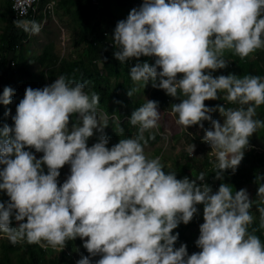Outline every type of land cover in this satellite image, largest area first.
<instances>
[{
  "label": "clouds",
  "instance_id": "1",
  "mask_svg": "<svg viewBox=\"0 0 264 264\" xmlns=\"http://www.w3.org/2000/svg\"><path fill=\"white\" fill-rule=\"evenodd\" d=\"M14 23L30 35L41 28L35 20ZM111 38L116 60L137 61L128 69L126 94L150 82L179 98L170 105L175 123L184 131L204 129L200 139L214 156V179L223 181L227 169L235 173L249 137L264 127L254 118L264 104V78L212 73L227 66L226 50L243 59L264 48V0H142L116 22ZM142 56L152 62H141ZM86 84L61 74L42 87L26 86L10 115L13 123L0 126V191L8 197L0 200V235L44 252L51 247L74 264H264V242L256 234L264 232V182L254 199L224 182L212 191V175L177 178L159 156L146 157L144 132L160 115L152 99L128 117L138 134L109 146L103 134L108 117L98 118L99 94L86 91ZM13 92L4 86L0 104L13 103ZM219 93L237 106L204 103L220 99ZM194 148L191 142L185 151L193 156ZM65 164L69 173L58 182ZM197 205L203 218L194 241L199 250L189 254L185 243L175 245L179 233L172 230L187 224ZM253 206L259 222L249 231ZM77 237L88 255L77 258L65 246Z\"/></svg>",
  "mask_w": 264,
  "mask_h": 264
},
{
  "label": "rangeland",
  "instance_id": "2",
  "mask_svg": "<svg viewBox=\"0 0 264 264\" xmlns=\"http://www.w3.org/2000/svg\"><path fill=\"white\" fill-rule=\"evenodd\" d=\"M8 1L9 0H0V54L3 55L5 54L3 48L6 43L5 39L9 28L10 26L17 27L9 12ZM48 1L52 0H43L44 3ZM53 1L56 3V19L50 20L45 27L40 28L38 33L32 35L26 34V38L23 40L25 45L24 50H22L20 44V46L16 45L14 48H11L15 57H23V62L26 68L22 69L18 66L16 59V61L12 63V67L16 71L11 78L10 84V87L14 89L13 103L9 105L1 104L2 113L0 117V126L4 123H13L10 119V115L14 113L15 104L19 102L20 98H22L26 86L39 88L45 84H50L55 79V76L52 75L50 71L52 68L56 70L62 65L70 64L72 60H80L85 69L98 78L100 85H104L105 81L98 75L97 71L102 74V67L107 63L106 68H108L107 65L112 67V72H110V69H104L110 73L107 86L109 88V93L111 92L112 98L107 105H97V115L98 118L101 119L105 116L108 117L109 124L103 129V134L109 138V146L118 142L120 138L136 136L138 134L137 127L128 122V117L134 108L144 103L145 98L152 99L158 101L157 110L160 112V115L157 121V126L144 132V136L147 139V143L144 144L145 156L148 158L159 156L161 159V156L164 155L167 159V162L163 165L164 168H166V170L168 168V170L175 171L177 178L188 176L191 179L193 178V175L198 174V169L202 168L204 165L205 167L202 168V172L206 173L207 170H211L210 166H212L214 156H209V145L202 142L200 139L204 134V129L197 125H193L189 126L187 131H184L175 123V117L170 111V105L179 102V98H173L165 94L162 89L153 88L150 82L144 88H138V91L134 93L132 97H129L126 92L127 89L132 86V81L128 76V69L134 64V62L132 63V60H130L129 65L122 64V67L120 66V68H118L116 63L120 62L114 57H108L107 54L106 57L103 56V54L101 56L99 55V51L91 48L88 49L87 43L83 42L86 38V32H84L85 22L82 20L77 7L75 5H67V0ZM141 2L142 0H135L127 6H122L118 3L114 4L113 2L112 13L110 15L107 14L104 16L102 14H97L91 19L90 22L95 28L92 29V32L87 33L88 40H90L93 33H96L98 30L101 31V29H108L112 37L116 22L125 18L129 10L133 7L139 6ZM224 57L228 61L227 66L215 70L212 73L214 76L218 74L227 75L231 72L238 76L258 75L264 78V48L256 49L243 59L226 50ZM97 59H100V61ZM152 59L153 58L151 57L145 56L139 58L141 62L148 60L150 63L152 62ZM136 62L137 61H135V63ZM94 82V80H89L86 84L87 86L85 90L95 91ZM119 85L126 88L121 89L119 88ZM222 94L223 93L218 94L220 99H210L206 100L204 103L209 106L224 103L225 107L237 106L221 99ZM161 101L164 102V105H162ZM5 109L10 110V114L7 116L5 115ZM211 115L214 119L222 120L218 111H213ZM254 118L264 120V104L256 108V116ZM203 123L205 128L210 127L208 121H204ZM149 132L152 133L151 138H149ZM189 133H191V135ZM97 135L98 133L94 132L93 136L89 138V145L95 142ZM154 137H157V140H152ZM191 142L195 145L193 156H189L185 151L186 145ZM243 151L244 155L237 165L236 170H244L246 173H255L260 170L261 173H264V127L256 129V131L249 137L248 146L245 147ZM40 155H42V153H36L37 157ZM181 166H186L185 171H179ZM225 171L231 174L230 178L238 180V183H240L239 185H236V190L243 187L248 191L251 199L255 198L257 185L251 183L244 184V180H241V178H233V173L230 169ZM59 172L60 175L57 179L63 181L69 173V168H60ZM215 180H217L219 184L222 182L219 179ZM216 189L217 188H213L212 191H215ZM0 200H3L1 193ZM197 208L199 209V212L194 214L193 218L188 222H193V224L187 226V224L180 223L181 229L176 231L181 235L184 230L186 234L185 236L194 241L199 233L198 225L203 220L202 205H197ZM250 212L253 215L252 223L257 227L259 213L255 210V206L250 209ZM15 223H13V225ZM2 240L8 241L5 236L0 235V241ZM73 240V246L74 248H77V253L74 252L76 257L79 258L81 255H88L87 251L83 248L81 241L78 242L80 238L77 237ZM176 244L180 243H175V245ZM45 250L47 260L61 258L55 249L47 247ZM192 252L193 251H189L188 253L191 254ZM96 257L99 256L97 255L93 258ZM13 260L16 262L17 258L13 257Z\"/></svg>",
  "mask_w": 264,
  "mask_h": 264
},
{
  "label": "trees",
  "instance_id": "3",
  "mask_svg": "<svg viewBox=\"0 0 264 264\" xmlns=\"http://www.w3.org/2000/svg\"><path fill=\"white\" fill-rule=\"evenodd\" d=\"M135 0H99L98 4H94L92 3L91 0H67V5H72V6H76L78 12L81 14L82 20L85 22L84 23V32H86V38L85 40H83V42H86L88 45V49H95L97 51H99V55L105 56L106 54L107 56H112V53L114 50L109 49L107 46L105 45H94L93 42L90 40H88L87 38V33L92 32V29L95 28L94 25L91 24V19L94 18L97 14H102V15H110L112 13V5L113 2L118 3L119 5L122 6H127L130 5L131 3H133ZM9 2V12L12 15L13 20L14 19V13L11 7V3ZM26 32L21 30L18 27H14V26H10L8 34L6 36L5 39V45H4V52L5 54H0V92L3 91L4 86H10L11 84V78L13 77V75L16 73V71L14 70V68L12 67V63L14 61L17 60V65L20 66L22 69H25V64L23 62V57L20 56H16L14 52L11 50V48H14L16 45H21L22 50H24L25 45L23 43V40L26 38ZM95 33H93L92 35H94ZM95 37H98V35H95ZM19 45V46H20ZM16 59V60H15ZM95 59V58H94ZM100 61V59H97ZM96 60V61H97ZM135 59L132 60V63H135ZM45 62V61H43ZM82 62L80 60H72L70 64H66V65H62L59 69H54L52 68L51 74L54 75L55 77L63 74L66 77H70L74 80H78L81 82L86 81L87 83L89 82V80H94V86H95V92H97L99 94V103L98 105H107V103L109 102V100L112 98L111 96V92L109 93V88L107 86L108 82H109V72H107V69H110V72H112V67L106 68V64L103 65L102 69L103 72L102 74L99 73V71H97L98 75L103 78V80L105 81L104 85H100V81L98 80V78L96 76H93L91 74V72H88L84 65L81 64ZM95 63V62H94ZM93 63V65H94ZM96 64V63H95ZM129 65V61L127 63H116V66H118V68H120L121 65ZM97 66V65H96ZM105 67V68H104ZM122 67V66H121ZM106 69V70H104ZM109 71V70H108ZM117 72H119L118 70H116ZM96 73V75H97ZM105 73V74H104ZM97 75V76H98ZM106 85V86H105ZM87 86V85H86ZM119 88L121 89H125L126 87L119 85ZM223 99V94H222V98ZM162 102V105H164V102ZM1 113H2V107L0 104V117H1ZM0 124H1V120H0ZM152 140H157V137H154ZM160 162L162 165H164V163L167 162V159L164 157V155L161 156ZM205 165L202 167L204 168ZM61 168H69V166L67 164H65L64 166H62ZM202 168L198 169V173L202 172ZM186 166H181V168L179 169V171H185ZM165 171L166 168H164ZM169 171V170H168ZM212 170H207L205 173V178L206 176L212 175L213 179H214V173H212ZM264 172V171H263ZM233 178H241V180H244V184L245 183H251L253 185H257L260 182H264V173H261V171H256L255 173H246L244 172V170H236L235 173L232 174ZM231 177V174L225 171V176L223 178L222 182L225 183H229L233 186V189L236 190V185H239L240 183H238V180H234ZM221 181V180H220ZM58 182H63L58 180ZM210 186L211 189L213 188H217L219 183L217 182V180L214 179V181L212 182H207ZM258 186V185H257ZM0 193L2 194L3 200H7L8 197L2 192L0 191ZM13 223H15V221H13ZM192 223H187V226L192 225ZM253 228H256V226L252 223L249 225V231H251ZM181 229V224H178V226L173 229V232H176L178 230ZM256 234L258 236H260L262 242H264V233H262L260 230L256 231ZM185 231L183 230L182 234L180 235L179 233V238L177 239V241L175 243H185L186 247H187V251H198L199 249L196 247L194 240H191L189 238H187L185 236ZM184 237V238H183ZM183 238V239H180ZM73 240H67L65 242V246L68 247V250L71 252H75L76 249L74 248V246L72 245ZM179 246V244H176ZM13 257L17 258V261L15 262L13 260ZM74 264L72 258H69L68 255L66 253H63L61 255V258H53L50 260H47L46 256H45V252L35 243L29 244L27 242H23L22 244H12L9 241L6 240H2L0 241V264Z\"/></svg>",
  "mask_w": 264,
  "mask_h": 264
},
{
  "label": "built area",
  "instance_id": "4",
  "mask_svg": "<svg viewBox=\"0 0 264 264\" xmlns=\"http://www.w3.org/2000/svg\"><path fill=\"white\" fill-rule=\"evenodd\" d=\"M14 13V19L35 20L45 27L52 19H56V3L55 1L43 2V0H9ZM92 3L98 4L99 0H91ZM51 5L49 7L48 5ZM21 29V28H20ZM22 30V29H21ZM28 34V33H27ZM108 29H101L90 37L94 45H105L109 49L114 50L112 38ZM30 35V34H29ZM98 35V37H95Z\"/></svg>",
  "mask_w": 264,
  "mask_h": 264
}]
</instances>
